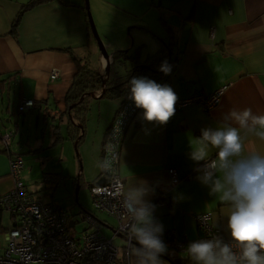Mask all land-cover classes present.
<instances>
[{
	"label": "crops",
	"instance_id": "crops-1",
	"mask_svg": "<svg viewBox=\"0 0 264 264\" xmlns=\"http://www.w3.org/2000/svg\"><path fill=\"white\" fill-rule=\"evenodd\" d=\"M27 1L0 0V88L5 83L19 84L17 106L25 98L34 101V106L20 113L31 114L28 120L31 127L37 107L35 127H47L49 124L48 132L53 137V144L65 138L63 129L60 131L59 128L65 123L69 140L89 152L90 170L84 171V167H78L76 158H64L59 152L58 162L49 165L43 160L38 174L28 158L32 157L33 161L36 151L42 146L36 144L33 148L26 142L33 152L27 158L22 157L25 167L24 170L22 167L21 176L40 180L45 173H58L62 178H80L78 190L87 185L89 192V185L102 176L103 140L122 98L94 96L89 100L87 95L84 107L79 108L78 113L71 109L76 102L68 107L66 94L77 72L78 60L82 63L87 61L89 67L97 71L106 65L87 25L84 0H66L71 4L48 0L37 4L21 15L12 31L19 9ZM158 3L159 7L148 0H89L109 61L118 50L145 44V34L126 33L128 24L138 31L152 32L168 40L167 28L160 22L162 13L175 32L181 52L171 73L156 83L170 86L181 98L197 93L208 94L223 85L227 88L208 110L198 103L175 109V115L167 125L143 121V110L137 109L120 143L118 172L124 191L145 182L150 190L146 199L151 204L157 192L163 195L164 204L156 206L154 218L164 229L174 230L178 239L196 238L199 230L194 215L207 212L211 214V223L220 228L221 234L231 238L227 227L231 209L218 197L210 196L209 188L197 179L200 172L196 171L198 165L189 158V142L200 137L203 128L223 127V117L232 109L247 108L254 114L264 115V0H159ZM54 68L58 76L50 79L49 74ZM9 114V106L0 103V134L12 130L15 133L17 123H13L14 130L7 118ZM12 135L9 151L4 150L0 140V195L13 185L8 161L11 153H19V148L13 146ZM242 135L245 154L256 152L264 155V140L243 131ZM217 151L211 148L208 158L216 159ZM172 168L179 178L176 184L170 178L169 169ZM25 186L31 194L39 188L27 181ZM180 197L182 199H178ZM52 203L61 205L55 200ZM82 211L93 213L101 228L107 227L113 232L112 237L123 239L121 235L114 234L116 222L112 224L109 219L113 218L107 213L87 208ZM71 218L75 220L73 216ZM13 225L12 214L0 208V233L4 235ZM75 233L78 234L77 230ZM5 245L4 237L3 240L0 238V253ZM124 251L123 245L118 247L122 263L135 264L131 250L128 258ZM171 254L183 257L177 252ZM161 259L165 264H172L164 256Z\"/></svg>",
	"mask_w": 264,
	"mask_h": 264
},
{
	"label": "clouds",
	"instance_id": "clouds-1",
	"mask_svg": "<svg viewBox=\"0 0 264 264\" xmlns=\"http://www.w3.org/2000/svg\"><path fill=\"white\" fill-rule=\"evenodd\" d=\"M159 70L168 75L172 69L164 61ZM128 87L129 98L136 108L143 110V121L167 125L175 115L178 97L170 86L134 77ZM223 120V127L203 128L201 136L189 142V158L198 165L197 179L209 188V195L218 197L231 209L227 223L231 243L215 236L189 243L186 251L193 264H264V155L245 154L242 135L243 131L264 140V115L254 114L247 108L232 109ZM118 144L117 124L106 144L113 158ZM211 148L218 151L216 159L208 162ZM111 165L112 159H105L101 167L112 170ZM116 183L120 184L119 179ZM149 193L146 183L141 182L116 194L122 198L121 214L130 218L122 230L127 232L129 240L136 242L130 253L135 264H165L161 259L168 251L162 239L164 228L154 218L156 206L146 199ZM200 219L203 222L207 216Z\"/></svg>",
	"mask_w": 264,
	"mask_h": 264
},
{
	"label": "built area",
	"instance_id": "built-area-1",
	"mask_svg": "<svg viewBox=\"0 0 264 264\" xmlns=\"http://www.w3.org/2000/svg\"><path fill=\"white\" fill-rule=\"evenodd\" d=\"M57 76L58 71L55 68L52 69L49 74L50 79H55ZM226 88L227 85H223L208 94L197 93L185 98L177 96L175 109L198 103L208 110L218 102ZM33 105L32 99L25 98L18 104V110L23 112ZM136 111L137 108L132 100H125L119 105L102 144L101 164L105 159H112V170H105L101 167L105 181L93 182L89 185V195L94 210L103 211L116 221L114 234L123 237L126 258L136 242L129 240L127 232L122 230V225L130 223V218L121 214L122 198L116 195L124 191V183L118 172L119 148L125 129ZM117 124L119 125V144L113 158L106 150V144ZM11 135V132H7L0 137L5 148L9 147ZM207 160L210 162L214 158L210 157ZM22 161L20 153L13 152L9 155V174L13 185L0 195V208L10 212L15 223L4 233L6 245L0 253V264H123L118 255V246L113 243L112 237L108 238L102 234L100 223L93 213L80 210L81 219L74 220L73 225L70 226L72 218L67 208L50 202H42L27 190L21 179ZM169 174L172 183L176 184L179 180L176 171L173 168L169 169ZM117 179L120 181L119 185L116 183ZM43 180L55 186L63 184V178L58 173H45ZM152 204L163 205V195L157 192ZM205 216L207 220L202 222L200 217ZM210 216L209 212L194 215L201 231V234L194 239H178L174 230L164 231L162 239L167 249H173L178 254L189 257L186 248L193 241L219 236L224 242L231 243V238L223 236L220 228L211 223ZM80 221L85 222L87 226L76 234L75 223ZM234 251L238 250L234 249Z\"/></svg>",
	"mask_w": 264,
	"mask_h": 264
},
{
	"label": "rangeland",
	"instance_id": "rangeland-1",
	"mask_svg": "<svg viewBox=\"0 0 264 264\" xmlns=\"http://www.w3.org/2000/svg\"><path fill=\"white\" fill-rule=\"evenodd\" d=\"M148 1L150 2L151 0H148ZM157 2L158 0L154 1L155 4H157ZM116 19L120 20V18H116ZM131 25L132 24H128L125 26L126 33H130L129 31H132L133 34H138V35L145 34L144 40H143L145 41L144 42L145 44L140 46V49H141L140 60L143 63V60H145L147 55L159 53L158 51L161 48V40L156 37H155L156 39H154L152 37L153 36L152 32L145 31V33H143L142 31H138L135 27ZM130 39H131V35H130ZM93 40L95 42V45L97 46L95 39ZM104 70L105 68H102L100 70V73L102 75L104 74ZM110 70H112L113 72L114 66L112 68L110 67L109 73H110ZM18 88H19L18 83H14V82H11V84L5 83L3 87L0 88L1 90L0 103H3L5 107L9 106L10 114L7 115V118H9L10 121L12 122V124L11 122L10 124L13 129H14V125L17 123V128L16 130L14 129L15 133L13 136V146L14 147L18 146L17 148H19V153L22 155V157L27 158L29 155H31L30 152H33V149L28 148V146L26 145V142L29 143L30 146L33 148L35 147L36 144H40L42 147L39 148V150L37 149L38 151H36L33 161H32V157L31 159L28 158V161L32 162L34 170L37 171L38 174L41 172L38 168L40 167L43 160L45 162L47 161L49 165H54L55 162H58V160L56 161V158L59 152H62V157L64 158H67V157L76 158L78 167L82 166L84 167V171H89L90 170L89 163H88V160H90L89 152H87V150L84 149L85 147L80 148L78 144L75 145L74 141L69 140L71 138L69 137V134L66 130L67 125L65 123H62L61 125H59V128L61 127L60 131L61 129H63L62 136L65 138L53 144L52 142L53 137L50 136L48 132L49 124H47V127L46 126L44 127L42 125L39 126V128L35 127L36 114L39 111L37 107H35L34 112H33L34 117L31 119L32 120L31 127L29 126V122H28L30 117H32L31 114L23 115L22 113H16ZM88 97H89V100L93 98L91 95H89ZM68 107H70V104L68 105ZM74 113H77V112L74 111ZM67 115H68V118H70L69 114ZM13 123L15 124L13 125ZM40 124L42 123L40 122ZM42 131L43 133H41ZM28 138H29V141H27ZM79 157H80V160H79ZM24 167L25 165L23 166V170H24ZM26 168H28V165ZM21 179L24 185H25V181H27L29 184L37 185L39 187L37 190L32 192V195L35 198L37 199L40 198L39 200H41L42 202L52 203L53 200L59 201L61 205L67 208V210L70 212V214L73 216V218L76 221L81 219L82 212H80V210H84V208H87L90 211L98 212L94 210L92 206L91 198L89 197V192L87 191V185L86 187L83 185L82 188H79L77 192L78 203L75 200L74 192H75L77 183L80 184V178H78V180H76L77 178H63L64 180L63 184L56 185V186L53 184H51L50 186L49 184L44 182L43 179L37 180L38 178H22V176H21ZM91 179H94V178H90V180ZM82 182H83V179H82ZM109 221L112 224H115L116 222L111 218L109 219ZM86 226H87L86 223L83 221L77 222L76 230L78 234L83 228H86ZM101 232L103 235H105L108 238L112 237L113 232L107 227L102 226ZM0 235H1L0 236L1 240H3V237H4L3 232H1ZM112 240H113V243L116 244L118 247L124 244V239L120 237H116V236L112 237ZM169 253H175V251H173L172 249H169Z\"/></svg>",
	"mask_w": 264,
	"mask_h": 264
},
{
	"label": "trees",
	"instance_id": "trees-1",
	"mask_svg": "<svg viewBox=\"0 0 264 264\" xmlns=\"http://www.w3.org/2000/svg\"><path fill=\"white\" fill-rule=\"evenodd\" d=\"M45 1H48V0H28L27 2L23 3L19 9L18 15L16 16V18L14 19L12 23V28H11L12 31L15 30V27H17V24H18V21L21 15L26 10H29L35 5L43 3ZM62 1L67 4L72 3L66 0H62ZM154 1L155 0H151L150 4H153L159 7V3H158L159 0L157 4H155ZM84 14H85V11H84ZM86 21H87V25H89L87 16H86ZM160 22L163 24L165 28H167V31L169 33V39L165 40L164 38L153 33L154 36H156L158 39L161 40V48L158 51L159 53L147 55L145 60H143V63H142V61L140 60V45L130 46L129 48L116 51L113 54L112 61L110 63L111 68L114 66V71L112 72V70H110L108 78L104 84V93L102 94V97H107V98L121 97L122 102H124L125 100H131L129 98L130 89L128 85L132 78L145 77V78H148L156 82L165 75L163 72L159 70L164 61L168 62V64L171 66V69L176 66L179 54L181 52L180 49L177 47V37L175 36V32H172L171 30L172 29L171 24L168 22V20L165 17H163L162 13H160ZM80 61L81 60H78L77 72L75 73L72 79L69 92L66 94L68 104L77 102V104L72 108V110L76 111L77 113L79 111V108H82L85 102L84 101L85 98H87L89 95L88 96L86 95L87 97L85 96L84 99L82 98L80 100L81 96L88 92H93V93L99 92L102 89V79H103V75L100 73V71H97L89 67L87 61L83 63ZM17 112L18 113L21 112L18 110V106H17ZM79 122L82 123L81 120H79ZM110 126L111 124L109 125V127ZM11 133L14 134V131L12 130ZM2 135L3 133L1 132L0 137ZM56 139H58L57 136H56ZM3 147L5 151L7 150L9 151V147L5 148L4 145ZM70 216L72 217L71 214ZM166 230H170V229H164V231ZM198 230H199V235H200L201 231L199 228ZM163 256L166 257L168 260H170L172 264L193 263L192 261L189 260L190 257H187V256L180 257L178 255H172L169 252H167V254Z\"/></svg>",
	"mask_w": 264,
	"mask_h": 264
},
{
	"label": "water",
	"instance_id": "water-1",
	"mask_svg": "<svg viewBox=\"0 0 264 264\" xmlns=\"http://www.w3.org/2000/svg\"><path fill=\"white\" fill-rule=\"evenodd\" d=\"M84 8H85V12H86V16H87V20H88V24H89L92 36H93V38L95 39V41L97 43L98 50L100 51L101 55L106 60V65H105V70H104L103 79H102V89L99 92H96L97 94L93 93V92H88V93L83 94L82 96L91 95L92 97H94V96L95 97H99V96H102V94L104 93V84H105V81L107 80L108 74H109V69H110L109 54L107 53V51H106V49L104 47V44L102 42V39H101V37H100V35H99L98 31H97V28L95 26L94 19H93L91 10H90L89 0H84ZM82 96H81L80 100L82 99ZM68 114H70V113H68ZM78 125H79V127H81L80 123ZM75 145H76V143H75ZM104 181H105V177L101 176L96 182L97 183H102ZM78 185L79 184L77 183V186H76V189H75V192H74L76 201H78V197H77ZM71 225H73V220H70V226Z\"/></svg>",
	"mask_w": 264,
	"mask_h": 264
}]
</instances>
